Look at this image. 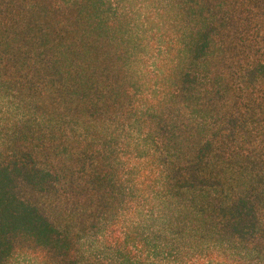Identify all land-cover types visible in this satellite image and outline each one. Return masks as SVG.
I'll use <instances>...</instances> for the list:
<instances>
[{
	"label": "trees",
	"instance_id": "1",
	"mask_svg": "<svg viewBox=\"0 0 264 264\" xmlns=\"http://www.w3.org/2000/svg\"><path fill=\"white\" fill-rule=\"evenodd\" d=\"M0 264H264V0H0Z\"/></svg>",
	"mask_w": 264,
	"mask_h": 264
},
{
	"label": "rangeland",
	"instance_id": "2",
	"mask_svg": "<svg viewBox=\"0 0 264 264\" xmlns=\"http://www.w3.org/2000/svg\"><path fill=\"white\" fill-rule=\"evenodd\" d=\"M5 107H7V108H11L12 105L8 104V105H6ZM5 107H4V108H5ZM13 111H14V110H13Z\"/></svg>",
	"mask_w": 264,
	"mask_h": 264
}]
</instances>
